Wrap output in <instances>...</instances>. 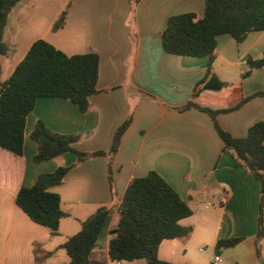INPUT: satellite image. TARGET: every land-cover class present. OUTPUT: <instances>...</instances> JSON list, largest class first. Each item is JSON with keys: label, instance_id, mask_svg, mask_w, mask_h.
Here are the masks:
<instances>
[{"label": "crops", "instance_id": "0c3cea01", "mask_svg": "<svg viewBox=\"0 0 264 264\" xmlns=\"http://www.w3.org/2000/svg\"><path fill=\"white\" fill-rule=\"evenodd\" d=\"M184 13L203 17L205 0H20L16 4L4 32L7 55L13 61L6 79L33 43L43 39L69 56L97 53L100 92L90 97L87 113L60 97L38 98L27 116L23 154L0 148V264H69L60 246L103 206L111 213L90 263L126 264L109 257L112 230L130 181L151 170L193 210L181 220L193 228L192 234L163 241L160 259L172 264H211L219 240L242 237L238 245L219 253L222 264L231 251L237 253L234 264L264 261V231L257 239L259 181L231 149L223 150L208 114L176 110L203 87L200 82L207 73V57L174 55L163 48L161 34L168 20ZM62 16L65 24L54 32L52 27ZM215 54L212 74L221 82L237 87L243 96L264 91V66L243 77L249 69L248 58L264 57V30L249 33L242 43L229 34L219 35ZM237 99L238 95L222 93L217 102L233 104ZM129 117L131 123L113 157L95 156L78 163L69 152L50 161H34L37 146L31 133L39 119L55 132L80 135L75 147L95 152L110 149L115 131ZM260 121L264 122V96L218 116L220 126L235 138L246 137ZM70 165L74 167L63 184L50 189L60 195L61 208L68 213L57 234H52L17 206L16 196L22 186L33 185L39 174ZM203 246L211 248L213 255L203 259ZM48 252L52 254L46 256Z\"/></svg>", "mask_w": 264, "mask_h": 264}, {"label": "trees", "instance_id": "16d2710c", "mask_svg": "<svg viewBox=\"0 0 264 264\" xmlns=\"http://www.w3.org/2000/svg\"><path fill=\"white\" fill-rule=\"evenodd\" d=\"M20 0H0V58L9 52L4 32L9 15ZM62 16L52 27L54 32L63 28ZM264 30V0H205V13L198 17L184 13L171 17L163 30L162 45L167 53L182 56L207 57V73L200 82L203 87L194 90L191 100L177 108L178 111L197 109L208 114L224 143L223 150L231 149L236 158L260 183V204L257 239L263 237L264 220V122L253 124L246 137L235 138L223 129L220 114L235 111L253 98L264 96L259 91L243 96L240 90L221 82L212 74L216 59L217 37L231 35L242 43L249 33ZM251 70L264 66V57L248 58ZM0 63V148L21 156L24 150V133L27 116L35 108L40 97H60L72 102L82 113L90 110V97L100 92L99 55L95 52L67 55L46 40L33 43L25 57L5 81L2 80ZM224 93L238 95L233 104H221L218 98ZM131 123L129 117L114 133L109 150L80 151L75 147L81 136L63 134L51 130L44 121L38 120L31 133L36 143V163L50 161L65 153H74L77 162L90 157H113L118 151L121 138ZM74 167L59 166L54 172L39 174L31 186H22L16 196L17 206L35 223L57 234L60 222L68 216L61 208V197L50 189L62 185L66 174ZM108 179L114 193L112 169L108 167ZM120 219L112 230L109 257L113 262H133L144 259L146 264H172L159 258L163 241L189 237L193 228L184 226L181 220L193 214L187 201L155 170L143 177L133 178L123 196ZM111 213L109 207L97 209L81 222V230L60 246L69 256V264H91L92 251L97 247L99 234ZM244 238L221 239L216 243V253L235 247ZM52 252L46 253V256ZM258 255L260 249L258 247ZM264 264V261H261Z\"/></svg>", "mask_w": 264, "mask_h": 264}, {"label": "rangeland", "instance_id": "374dc122", "mask_svg": "<svg viewBox=\"0 0 264 264\" xmlns=\"http://www.w3.org/2000/svg\"><path fill=\"white\" fill-rule=\"evenodd\" d=\"M0 63H1V66H2V76H1V78H2L3 81H5L6 78H7V74L9 72V68H10V66L13 63L11 55L2 56L0 58ZM230 250H232V249H230ZM201 251L202 252H200V254L203 257V259L209 258L211 254L213 255V252H212L211 248H207L206 246H203ZM236 254L237 253H235L234 251H231L230 253H227L225 255V260H226L225 264H234ZM126 264H146V261L144 259H140V260H138V261H136L134 263L127 262Z\"/></svg>", "mask_w": 264, "mask_h": 264}, {"label": "built area", "instance_id": "2783aa9c", "mask_svg": "<svg viewBox=\"0 0 264 264\" xmlns=\"http://www.w3.org/2000/svg\"><path fill=\"white\" fill-rule=\"evenodd\" d=\"M210 205L212 204L208 203V206ZM222 263H223V257L221 256V254L215 253L211 261V264H222Z\"/></svg>", "mask_w": 264, "mask_h": 264}, {"label": "water", "instance_id": "95a60500", "mask_svg": "<svg viewBox=\"0 0 264 264\" xmlns=\"http://www.w3.org/2000/svg\"><path fill=\"white\" fill-rule=\"evenodd\" d=\"M121 208L123 207V204H121V206H120Z\"/></svg>", "mask_w": 264, "mask_h": 264}]
</instances>
